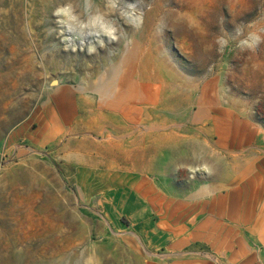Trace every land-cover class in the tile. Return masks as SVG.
Wrapping results in <instances>:
<instances>
[{
  "label": "rangeland",
  "instance_id": "rangeland-1",
  "mask_svg": "<svg viewBox=\"0 0 264 264\" xmlns=\"http://www.w3.org/2000/svg\"><path fill=\"white\" fill-rule=\"evenodd\" d=\"M58 1L0 0V264H226L225 257L214 251L216 235L235 222L243 233L260 216L264 204L253 206L246 216L248 204H241L240 214L221 205L213 209V204H153L155 220L188 222L191 229L206 219L208 223L203 226L205 232L185 246L172 249L152 243L146 218L139 212L136 216L131 205L103 204V194L116 186L113 181L117 176L80 175V168L87 165L75 163L74 153L65 157L64 144L73 137L64 133L67 125L63 123L58 128L46 123L40 129V121H48L54 113L62 114L56 96L48 95L51 80L57 81L50 84L53 87L58 82L66 87L87 84L89 73L106 55L122 53L130 41L139 37L154 50L157 65L164 73L175 75L177 82L216 86L214 95L225 102L227 109L238 111L250 125H257L256 135L252 127L242 129L236 140L235 130L230 149L232 153L243 150L249 158L258 149L261 154L257 155L264 158V149L255 146L259 134L264 132V0H242L236 7L230 0H219L215 7L211 6L216 14L209 22L210 54L203 68L189 71L180 61L179 42L174 38H181L178 33L186 18L185 9L177 0H92L90 7L91 0ZM72 3L78 5L73 20L78 25L84 22L83 30L67 26L59 18L61 15L55 14L57 9ZM132 5L136 14L142 16L139 22L134 20L136 15L131 17L126 12ZM88 11L99 16L94 24L88 21ZM103 21L109 26L107 29H115L119 39L115 41L104 33ZM249 33L260 36L261 42L255 50L241 51L239 41ZM70 39L77 43L93 40L96 46L89 51L85 46L73 48L67 44ZM108 68L106 64L102 69ZM196 110L197 103L192 101L179 111L178 126L190 128ZM48 131L54 136L51 142L44 141ZM261 162L253 159L242 164ZM140 172L143 176L136 179L149 178L167 194L180 199L184 188L197 191L202 182L194 181L204 176H193L190 171L168 176L137 171L124 176L133 179ZM240 220L246 224L242 222V226ZM258 248L264 250V246ZM21 252L22 259L16 263L18 259L13 255Z\"/></svg>",
  "mask_w": 264,
  "mask_h": 264
},
{
  "label": "bare ground",
  "instance_id": "bare-ground-1",
  "mask_svg": "<svg viewBox=\"0 0 264 264\" xmlns=\"http://www.w3.org/2000/svg\"><path fill=\"white\" fill-rule=\"evenodd\" d=\"M218 1L177 0L180 7L185 9L186 18L178 33L181 38H174L179 42L180 61L188 71L199 70L203 68V65H206L210 54L209 39L207 38L209 22L211 17L216 14L211 10V6L215 7L214 5ZM91 2L92 0L88 1V7ZM230 2L232 6H235L242 0H230ZM68 6H70L69 16L71 18L61 14L59 18L62 23L83 30L84 22L80 17H78L80 19L78 21L83 24L78 25L73 20L77 16L74 10L78 5L72 3ZM126 12L131 17L136 15L134 18L136 22H139L142 17L136 14L135 5H132V9ZM92 13L88 11V21L94 24L99 20V16H94ZM102 18L104 19V17ZM101 23L103 27H109L105 25L106 21ZM65 34L66 32H64ZM167 38L170 39V37ZM98 39L100 42L101 35L98 36ZM67 44L73 48L78 47V49L85 46L88 51L94 50L92 48L96 46V42L93 40L77 43L74 39H70ZM110 54L106 55L105 59L92 69L87 84L66 87L58 82V85L53 87L50 84L57 81L51 80L49 83L48 95L56 96L55 99L57 98V105L61 106L62 114L54 113L48 118V121H40V129L44 128L46 123H51L58 128H61L63 123L67 125L63 131L72 134L73 137L64 144L65 157L70 158V155L74 153L77 155L75 163L89 166L80 168V175L83 177L87 175L111 177L113 175L117 176L113 181L114 184H130L133 183V179L124 176V174L137 171H147V173H155L159 176L172 175L173 172L185 174L189 171V167L196 169L199 165L207 163L212 169V174L208 175L202 170L190 171L193 176L198 177L199 174H204V176L201 179L196 178L194 181L195 183L202 182L197 191L183 189L184 198L193 197L204 200L209 194L214 193L213 200L230 202L229 206L232 209L241 202L248 204L245 207L246 210L244 209L245 216L253 210V206L264 204V158L257 155L258 149L251 150L250 158L248 157L249 153L247 154L243 150L240 153H232L230 149L231 138L235 130L234 139L236 140L242 129L252 127L256 135L257 125H250L247 120L242 119L238 111L227 109L225 102L214 95L216 86L205 84L199 87V83L185 80L177 82L174 80L175 75L164 73L157 65L154 50L149 44L143 43L139 37L130 41L122 53ZM106 64H109V68L103 71L102 68ZM94 77H97V80L93 79ZM262 89L264 88L262 87ZM192 101L197 103V110L193 112L194 122L190 128L184 129L176 122L181 118L178 112ZM252 119L254 118L252 117ZM44 138V141L51 142L54 139L53 133L46 132ZM257 140L255 146L264 149V132L259 134ZM78 144L85 146V149L72 148L76 145L78 147ZM193 153H202L203 159H195ZM230 156L231 160H229ZM253 159H258V162L260 159L262 162L261 164H242L243 161L248 162ZM181 165L185 166L182 170L180 169ZM218 191L219 193H217ZM261 207L260 216L252 225H247L243 233L240 225L235 222L226 225V229L216 235L213 242L214 251L218 256L225 257L226 264L230 262L264 264V250L258 248L264 246V205ZM245 220H240L241 224L242 222L246 224ZM204 231L203 227H197L193 231L184 226L176 229L182 244L187 243L190 236L197 237ZM246 231H250V234H246ZM254 244L258 246L253 247ZM21 254L22 252L13 256L22 259ZM21 259H18L16 263H19Z\"/></svg>",
  "mask_w": 264,
  "mask_h": 264
},
{
  "label": "crops",
  "instance_id": "crops-1",
  "mask_svg": "<svg viewBox=\"0 0 264 264\" xmlns=\"http://www.w3.org/2000/svg\"><path fill=\"white\" fill-rule=\"evenodd\" d=\"M134 175L135 178H133V183H116L113 184L116 185L115 187L106 189L105 193L103 194L102 202L103 204L131 205L134 208V211L136 210V216L139 212V216L146 218L147 234L149 235L148 239L152 243L169 246L170 248L175 249L179 246H185L191 243L192 240L198 237L190 236L189 241L186 244H182L176 229L184 226L189 228L190 231H193L195 228L191 229L192 225L188 222L177 223L175 221H168L166 218L161 220L153 219V204H213V209L216 207V205H221V208L223 206H226L227 208L230 207V202H224L223 200H213L215 196L214 193L210 194V196H208L209 198L206 197L204 200L193 197H183V199L176 198L167 194L162 187L158 186L156 182L151 181L148 177L147 181H140L141 179H136L137 176L140 177L142 175V172L136 173ZM217 193H219V191ZM241 204H243V202H241L234 209L230 207L229 210H235L236 213L240 214L239 210L242 207ZM207 223L208 220L206 219L203 223H200L201 225H198L197 227H203Z\"/></svg>",
  "mask_w": 264,
  "mask_h": 264
},
{
  "label": "clouds",
  "instance_id": "clouds-1",
  "mask_svg": "<svg viewBox=\"0 0 264 264\" xmlns=\"http://www.w3.org/2000/svg\"><path fill=\"white\" fill-rule=\"evenodd\" d=\"M69 13H70V6H66L64 8H59L56 10V15H65V16H69ZM69 18H71L69 16ZM105 34L108 35L111 39L113 40H117L119 39L118 36H116L115 34V29H105ZM238 34H239V30H238ZM261 42V37L254 34V33H249L248 36L244 39H241L239 41V44H238V47L241 49V51H244V50H255V48L258 46V44ZM225 43H227V41H225ZM193 156L195 159H198V160H202L203 159V154L200 153V154H197V153H193ZM185 166L184 165H181L180 166V169L182 170ZM204 171L205 173H207L208 175H211L212 174V169L211 167L207 164V163H204L202 165H199L196 169H192L191 167H189V171ZM190 179L191 178H194V177H189Z\"/></svg>",
  "mask_w": 264,
  "mask_h": 264
}]
</instances>
